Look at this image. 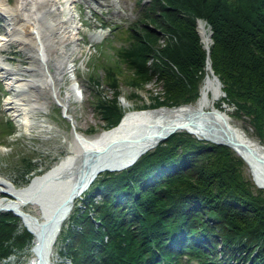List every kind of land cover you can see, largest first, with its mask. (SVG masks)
Returning <instances> with one entry per match:
<instances>
[{
  "label": "trees",
  "instance_id": "1",
  "mask_svg": "<svg viewBox=\"0 0 264 264\" xmlns=\"http://www.w3.org/2000/svg\"><path fill=\"white\" fill-rule=\"evenodd\" d=\"M133 26L121 32L128 44L117 58L131 72L128 85L154 82L148 108L191 103L206 61L221 85L215 104L232 107L264 146V0L138 1ZM197 20L212 31L208 52ZM109 99L94 95L103 126L118 119V80L106 69ZM95 88L99 83L90 77ZM1 90V84H0ZM1 93V92H0ZM11 122L0 133L12 132ZM18 156L20 183L31 173ZM57 228L58 255L69 264H264V190L246 176L245 164L223 145L185 131L167 135L129 165L102 171L79 194ZM28 233L0 211V263L18 264Z\"/></svg>",
  "mask_w": 264,
  "mask_h": 264
},
{
  "label": "rangeland",
  "instance_id": "2",
  "mask_svg": "<svg viewBox=\"0 0 264 264\" xmlns=\"http://www.w3.org/2000/svg\"><path fill=\"white\" fill-rule=\"evenodd\" d=\"M7 1L8 3H3L4 7L10 9L13 0ZM57 1L58 3L52 6H42L43 1L37 0L33 20L40 32L44 57L53 55L55 50L73 49L69 56L73 69L71 73H65L62 81L64 84L60 85V92L66 85L72 87L71 98L64 109L51 101L46 102L39 78L48 65L42 58L41 61L35 59L28 44L14 38L5 24L4 12L0 11V38L3 39L0 47V123L8 121L13 127L8 135L0 133V178L13 183L14 186L21 184L18 167L14 168V165H18V156H21L19 159L28 157L31 163L32 172H26V179L29 174L41 171L48 163L65 153L71 130L76 129L84 135H89L106 129L93 107L94 95L105 99L112 96V91L106 85L109 81L106 69H112L118 80L119 94L116 100L120 113L124 109L123 102L128 103L130 109H151L147 107L149 92L155 94L160 89L154 82L141 90L133 89L127 83L131 72L117 58V52L128 44L127 38L122 37L121 32L133 26L139 17L138 1L145 4L149 0H80L74 5H64V0ZM66 10L72 11L73 19L66 14ZM71 20L75 22V29L71 27ZM206 28L210 27L206 24ZM52 37L56 40L54 47L51 45ZM205 50L208 52V49ZM93 75L99 83L96 88L90 81ZM69 76L71 80H68ZM13 78L24 80L23 85L14 86ZM36 105L43 108L41 113L33 111ZM228 108L229 115L252 134L247 124L236 117L233 108ZM71 125L73 129H70ZM245 173L250 178L246 166ZM59 182L43 187L42 196L45 201L50 200V195L59 186ZM0 196L5 198V194L1 193ZM78 198L79 195L74 201L71 200L70 204L79 205ZM65 223L66 220H63L61 225L65 226ZM15 225L23 229L16 217ZM52 244V247L47 249L51 264H68V261L57 253L60 246L57 239ZM23 251L25 255V250ZM14 261L12 257L6 256L4 263L0 264H12ZM179 264L197 263L183 258Z\"/></svg>",
  "mask_w": 264,
  "mask_h": 264
},
{
  "label": "bare ground",
  "instance_id": "3",
  "mask_svg": "<svg viewBox=\"0 0 264 264\" xmlns=\"http://www.w3.org/2000/svg\"><path fill=\"white\" fill-rule=\"evenodd\" d=\"M42 1V6L58 3L57 0ZM78 1L80 0H64V5H74ZM4 2L8 3L6 0H0V11L4 12L8 31L18 41L31 47L36 60L41 61L42 58L48 65L39 78L46 102L51 101L64 109L71 98L72 87L66 85L60 92V85L64 84L62 81L65 73H71L73 69L69 60L73 49L55 50L53 55L44 57L40 32L33 20L37 0H13L10 9L4 7ZM65 12L73 19L72 11ZM74 24V20H71L72 29L76 28ZM197 31L203 48L208 49L211 34L204 21L197 22ZM55 42L52 37V47ZM2 43L3 39L0 38V47ZM69 79L71 80L70 76ZM23 81L13 78L12 84L21 86ZM222 97L221 85L211 76L207 61L206 74L191 104L130 109L129 104L123 102L124 109L111 127L84 135L74 130L71 125L70 129L73 131L71 130L65 153L48 163L41 171L29 174L20 185L14 186L13 183L0 178V194H5V198L0 196V211H12L19 225L29 235L24 248L25 255L18 264H51L47 249L55 242L57 228L68 213L70 201H74L98 173L129 165L142 153L153 148L159 142L161 133L173 128L208 142L222 141L223 136H231L243 148L233 145L230 149L244 162L253 184L264 190V165L258 163L245 149H250L252 154L264 159V147L229 115L227 105L221 103L220 108L215 107L216 101ZM42 109L36 105L33 111L41 113ZM188 115L191 116L190 122ZM58 181L60 184L52 194L57 199L51 208L46 206L42 199L43 187Z\"/></svg>",
  "mask_w": 264,
  "mask_h": 264
},
{
  "label": "water",
  "instance_id": "4",
  "mask_svg": "<svg viewBox=\"0 0 264 264\" xmlns=\"http://www.w3.org/2000/svg\"><path fill=\"white\" fill-rule=\"evenodd\" d=\"M198 21H199V20H198ZM198 21H197V22H198ZM209 29H210V28H209ZM197 32H198V31H197ZM210 34H211V36H212V31H210ZM209 69H210V74H211V76L214 77L215 79H217L216 76H214V75L212 74V70H211V68H210V65H209ZM217 81H218V79H217ZM218 82H219V81H218ZM222 95H223V93H222ZM186 104H187V103H186ZM186 104H181V105H186ZM161 107H164V106H161ZM187 119H188L189 122H190L191 116L188 115ZM175 131H179V130L173 128V129H170V130H167V131L161 133V134L159 135V141L163 140L167 135H169L170 133L175 132ZM187 133H188V132H187ZM204 140H205V139H204ZM205 141H207V140H205ZM210 143L217 144V145H224V146H227V147H229V148L232 147L233 145H235V146H237V147H241V148H243V146H242L241 144L237 143V142H236L231 136H229V135H225V136H223V140H222V141H215V142H210ZM245 149H246V151H247L248 153H250V154L255 158V160H256L258 163L264 165V159H262L261 157H259V156H257V155L252 154V152H251L250 149H247V148H245ZM109 171H111V170H109ZM258 188H260V187H258ZM260 189H261V188H260ZM52 194H53V193H52ZM52 194L50 195V196H51L50 200L48 199V200L45 201V198L42 197V199L44 200V204H45L46 206H51V208L53 207L52 204H53V203L56 201V199H57V197H56V196L54 197ZM54 194H55V193H54ZM2 211H8L9 213H11V214L14 215V213H13L12 211L8 210V209H2Z\"/></svg>",
  "mask_w": 264,
  "mask_h": 264
}]
</instances>
